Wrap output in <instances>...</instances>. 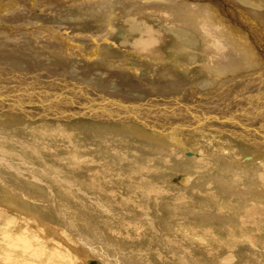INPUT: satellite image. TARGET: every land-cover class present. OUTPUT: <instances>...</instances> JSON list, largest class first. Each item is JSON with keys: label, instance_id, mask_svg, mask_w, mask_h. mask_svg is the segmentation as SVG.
I'll return each instance as SVG.
<instances>
[{"label": "rangeland", "instance_id": "obj_1", "mask_svg": "<svg viewBox=\"0 0 264 264\" xmlns=\"http://www.w3.org/2000/svg\"><path fill=\"white\" fill-rule=\"evenodd\" d=\"M53 1H0V3L3 2L0 6V63L6 64V68L11 70L12 76H14L11 79H15L17 75L14 70L16 67V70L25 72L21 74L24 77H30L29 75L32 74L33 78L39 79L37 80L38 84L39 82H42L43 86L48 84L49 88L55 78L67 79L69 83L81 78L84 84H95L93 78L95 73L92 72L91 67L108 65L111 60L126 59L114 54V47L112 48L111 45L116 44V41L101 43V41L93 40L91 42V37L89 38L85 33L90 34L92 26L79 27L77 22L82 18L84 20V17H79V8L86 0ZM115 1L121 2V0ZM179 1L186 6L196 3V0ZM197 1L208 11L197 12L196 17L200 18L199 20L202 22L204 18L211 17L214 24L211 30L217 31L214 35L211 32V36L215 39L214 36L218 34V38L223 39L222 37H224L223 41L229 43L221 44L223 45L222 51L228 52L229 65L230 67L231 64L233 65L231 70L235 69L230 72L232 77L224 78L216 73L219 76L215 74V80L219 78L223 81L224 79L225 82H228L224 85H229L242 76L248 81L251 79L254 83H263L264 8L247 4L242 0ZM142 2L148 4V7H152L150 0H142ZM121 5L124 3L121 2ZM83 7L93 8L94 5L86 2ZM116 19L113 20L116 21ZM39 24L48 25L53 29L57 28L55 34L61 37L55 36L56 38H54L51 31L46 33L45 29H39L37 27L40 26ZM77 32H83L84 36H77ZM194 35L197 37L196 34ZM233 35L234 37H232ZM235 37L239 38V43ZM63 42L69 44L71 53L61 54V57L50 48L61 45L68 46ZM95 43L99 45V55L91 57V53L88 54V51H91ZM237 44L241 46L239 47ZM77 46H81L78 48L80 51L75 49ZM226 46L229 49L226 48V50ZM73 47L74 49H72ZM87 49L90 50L87 51ZM194 49L195 52L200 51V44L199 48ZM103 55L105 57H102ZM83 57H86L85 60ZM127 59L137 63L136 59ZM76 62L79 66L82 64L79 68L81 72L73 66V63L77 64ZM17 63L19 64L17 65ZM11 64L15 65L13 69L9 67ZM138 65H141V76L148 78L146 75L149 70L148 64L139 62ZM200 68L199 64H195L189 70L197 73L202 80L203 75L207 73H203ZM36 70H40L37 72L40 73L33 72ZM2 75L3 73L0 74V81H3L0 84L4 83L5 85L6 76L2 78ZM46 75L53 76V79H49ZM86 75L89 76V79L92 78L89 80ZM178 76L185 80L186 90L198 88V83H196L198 79L186 80L183 77L184 73H178ZM10 81L12 80L9 79ZM56 81L58 83L59 80ZM68 82L66 85L69 84ZM59 83L61 82L59 81ZM199 86H201L200 83ZM35 87L33 96L40 98V93H44V90H41L40 85ZM4 89L6 90L2 86L1 90ZM89 91L93 94L90 95L94 96V92L90 89ZM18 95L21 96V100L24 99V95L21 93ZM25 97L31 98V96ZM21 100L18 99L16 105L21 104ZM62 102L61 99L60 104ZM76 108H80V106L76 105ZM26 110H32V108ZM57 120L51 117L45 120H33L24 113H19V115L10 112L0 113V190L4 189L1 184L4 183L13 189L19 188L29 194H36L39 198L38 203L31 204V206L36 208V211L38 210L41 213L40 216L44 218V221L42 220L44 224L38 222V226H36L31 223L33 226L28 227L29 229L24 228L26 225L14 229L13 226H9L8 222L19 212L15 213L5 209L1 203L2 196H0V208L6 211L4 215L0 214V264H3L5 260L3 258L7 252L15 254L18 259L22 260L18 262L19 264H23V262L41 264L47 260L43 258L44 256H40L42 251L45 250L48 253L59 249L67 250L71 260L76 257L82 260L83 258L78 254L86 253L83 242L89 246L93 244L96 249L103 248L101 250L104 252L101 253H104L103 257L106 258L88 255L86 264H107L108 262L111 264H264V221H260L261 223L254 229L247 228L248 236L254 232L252 234L254 238L248 237L246 233L230 231V228L227 227L229 223L225 222L229 215V220L231 219V222L234 220L233 223H230L231 226L239 228L242 221L239 220L242 219L240 217L244 214L247 215L246 213L252 208H260L261 202L257 199L238 200L217 187L208 186L212 181L208 177L210 174L219 176V173L221 175L226 173L233 176L230 169L225 170L221 167L224 166L221 164L222 162L216 161L215 165L208 169L209 164L206 159L211 156L202 152L201 157L192 148L184 149L187 151L182 156L176 153V157L175 155L173 157L165 146L160 145V141L145 142L138 138L136 126L129 127L118 123L115 126L120 127L117 128L114 126L103 127V125L92 123L80 124L79 118H74L70 120L71 122ZM132 129H134V133ZM115 130L121 131L115 132ZM24 141L26 143L22 144ZM198 148L221 151L220 148L211 146V143L204 138ZM245 155L247 153L240 157L243 158ZM235 156L234 154L231 158L239 163L240 161ZM192 157H195L192 162L184 161V159ZM199 160L202 162H198ZM5 162L6 164L7 162L13 163L14 169H4L5 167L2 165H5ZM23 162L24 164H22ZM200 167L204 170L202 171ZM236 168L239 171L237 175L242 181L239 182L240 187L245 184L244 181L248 182L253 178H256L255 181L259 180L264 183V167L252 171L249 167H241L239 163ZM186 178L188 183L184 182ZM22 216L41 220L36 214ZM218 216L219 218H217ZM16 219L18 218L16 217ZM40 226H44L43 228H47L49 231H43ZM20 240L26 241L28 247L32 245L31 248H36L32 250L30 256L23 254L22 250L20 251ZM86 240L90 242L88 243ZM11 244H13V249H11ZM66 252L64 253L66 254ZM66 261L68 262L67 259Z\"/></svg>", "mask_w": 264, "mask_h": 264}, {"label": "bare ground", "instance_id": "obj_2", "mask_svg": "<svg viewBox=\"0 0 264 264\" xmlns=\"http://www.w3.org/2000/svg\"><path fill=\"white\" fill-rule=\"evenodd\" d=\"M54 1L57 2V0ZM61 1L59 2L61 3ZM66 1L67 0H64V2ZM242 1L253 6L257 5V7L259 6L264 8V0ZM86 2L91 5L93 4L94 7H83L85 6ZM121 2L124 3V5H121ZM121 2L115 0H86L85 3L82 4L83 8H79V17H84V20L82 18V20L76 22L79 27L83 26V28H85L90 25L92 26L93 29L91 30V33H85V35H88L89 38L91 37V42L93 40H98V42L101 41V43L107 41L113 43V41H116V44L111 45L112 48L114 47V54L126 59L121 58V61L111 60L110 64L108 65L91 67L92 72L95 73V77H93L95 79V84H84L81 78V81H79V79L72 83H69L67 79L64 80L55 78L53 80L54 83L50 85V88L48 84H45V86L42 85V82H39L38 84L37 80L39 79H37V77L33 78L32 74L29 75L30 77H24L21 74L25 72H23V70H16V67L13 64H11L9 67H12L11 69L15 67L14 70L15 72H17V75L15 79H11V77H14L12 76L11 70L9 71V69L6 68V64L0 63V69H2L0 70V74L3 73L2 78L3 76H6V79L4 78L6 84H0V113L10 112L18 115L19 113H24V115H28L33 120H45L51 117L61 121H70L74 118H79L80 124L92 123L103 125V127H117L115 125L121 123L124 125H128L129 127L136 126L138 138L144 140L145 142L160 141V145L165 146L171 152L168 153L170 155H173V157L174 155L176 157V153L182 156V154L186 153L188 148H192V150L194 149V151L198 152L200 155L202 154V152H205L204 154L207 153L211 156H208L209 158L206 159L207 164H209L208 169L215 165L214 162L218 161V163L222 162L221 164L224 165L221 166L223 167V169L226 170L228 168L233 172V176H229L226 173H223L224 175H221V173H219V176L210 174L208 177L209 179H212V181L208 186H210L211 188L217 187L224 193L233 195L238 200L243 199L251 201V199H257L261 202L262 205L260 206V208H252L249 211L247 210V215L244 214L240 217L242 219L239 220L242 221L240 222L241 226L239 228L231 226L230 223H233L234 220H232L233 222H231V219L229 220V215L228 217H226L225 222L226 224L227 222L229 223L227 227L230 228V231L242 232L244 234L246 233V235L248 236L249 233H247V228L252 227V229H254L261 223L260 221H264V183L260 182L259 180L255 181L256 178H253L249 179L248 182L244 181L245 184L243 183L244 185H241L242 187H240L239 182L242 181L241 179H239V175H237L239 171L236 167L239 166V163L241 167H249V169H251L252 171H257V169L264 167V82L254 83L253 81H251V79L250 81H248L242 76L240 77V79H237V81H232L229 85H224V83H228L227 81L225 82L224 79V82L219 78L215 80V76L218 74L224 78L226 76H231L230 72H232L233 70H231V68H233V65L231 64V67L229 65L228 52L226 53L225 50L222 51L223 45L221 44L226 43L227 39L225 40L226 42H224V37L221 36L223 39L218 38V34L214 36L216 37L215 39L213 38V36H211V32L213 35L217 33L215 29L211 30L212 27H214V24L211 21V17L204 18L203 22L202 20H199L200 18L198 19L196 17L197 12L202 10L208 11V9L198 3L197 0L194 5L187 4V6L179 0H150V3L152 4L150 6L152 7H148V4L143 3L142 0H121ZM2 3H0V6L2 5ZM71 4L72 2L70 3V5ZM115 10L116 13H114ZM56 12L58 14L59 8ZM37 16L39 15L37 14ZM71 18L74 19V17ZM113 19H116V21ZM37 27L39 29H45L46 33L47 31H51V34H53L54 38H56L55 36H57V34L55 33H57V28L53 29L52 27L45 24H41ZM223 28L225 29V27ZM194 34H196L197 37ZM221 34L223 35V33ZM76 35L84 36V33L77 32ZM234 35L232 37H234ZM59 37L61 36H57V38ZM62 38L64 37L62 36ZM236 39L238 42L239 38ZM242 40L243 39H241V41ZM65 44L68 43L66 42ZM199 44L201 50L195 52L196 50L194 48H199ZM81 46H77L75 49L81 48ZM98 46L99 45L95 43V46H92L91 51H88L90 49H87L88 54L91 53V57H93L94 55L95 57L99 55L98 53L100 51V48ZM238 46L240 47L241 45ZM226 48L229 49L227 46L225 47V49ZM50 49L55 51V54L61 57L65 53H71L69 44L68 46H53ZM72 49H74V47ZM48 51L51 52L50 50ZM238 53L240 54L241 52ZM102 57L105 56L103 55ZM127 58L133 60L136 59L135 61H137V63L135 64L130 60L128 61ZM107 62L109 63L108 60ZM139 62L148 64L149 70L147 71V73H145L146 75H148L147 77L149 79L146 78V76L145 78L141 76L142 72L140 68L141 65H138ZM18 64L19 63H17V65ZM74 64L75 63H73V66H75L78 70L79 68H81V62L80 66L78 65V63L76 65ZM195 64H199L201 66L200 70L203 71V73H207L203 75L202 80L200 79V77H198L199 75H197V73L190 72L189 70L190 67ZM19 68L24 67L21 66ZM38 71L40 70H36L33 72L37 73ZM178 73H184L183 77H185L186 80L191 81L193 79H198L196 82L198 83V88H196V90H192V88L186 90V86L184 85L185 80L180 78V76H178ZM13 75L15 74L13 73ZM47 77L49 79H53V76L51 75H48ZM87 78L89 79V76H87ZM91 78L92 77H90V79ZM9 79L12 81L9 82ZM44 79L46 78L44 77ZM56 80H59L61 83H59V81L58 83H56ZM2 81L3 80H1L0 82ZM152 81L154 82L152 83ZM67 82L69 83L68 85H66ZM199 83L201 84V86H199ZM37 85H40L41 90H44V93L42 94L39 91L41 95L40 98H42L41 100H39L40 98H37L35 95L33 96V91L36 88L35 86ZM2 86L6 88V90H1ZM89 89L94 92V96L90 95L92 93L89 91ZM19 93L24 95L25 100H21V96L18 95ZM76 95H78V97H76ZM25 96H31V98L29 99ZM18 99L21 100V104L16 105V101L18 102ZM61 99L63 100V102L60 104ZM26 101L28 102L27 104ZM33 103L35 104L30 105ZM76 105H79L80 108H76ZM28 108H32V110H26ZM11 119L13 120V118ZM125 128L128 129V127L126 126ZM117 131L121 130H115V132ZM132 132L134 133V129H132ZM202 138L208 140L211 143V146L213 145L220 148L221 151H213L208 149L201 150L200 148H198L202 142ZM24 143H26V141L22 142V144ZM245 153H247V155L241 158V155ZM234 154L236 155L235 158H238V161H240L239 163L231 158ZM194 158L195 157L186 158L184 159V161L192 162ZM198 162L202 161L199 160ZM22 164H24V162ZM13 165V163L11 164L7 162L6 164L5 162V165L2 166L5 167L4 169H14ZM194 169L196 170L197 168ZM200 169L202 170L201 167ZM259 176L261 178V174ZM243 178L245 179V177ZM184 182L188 183L189 181L186 178ZM1 184L4 186V189L0 190V196H2L3 200L1 203L3 204V207L12 212L14 211L15 213L19 212L16 213L15 216L12 215L13 217H11L8 222L9 226L11 225L14 229H17L21 228V226L23 225H26V227L24 228L29 229L28 227L32 225L31 223H34L36 226H38V222L44 224L42 222L44 218L40 216L41 213H39L38 210L36 211V208H33L31 206V204L35 205L38 203L39 198L36 194H29L28 192H24L19 188L13 189L12 187L6 186L4 183ZM5 212V210H0L1 215H4ZM30 214H36L39 218H41V220L38 219V221L33 218L30 219L22 216H30ZM16 217L18 219H16ZM217 218H219V216ZM17 224L19 225L17 226ZM47 230L49 231V229L43 228V231ZM252 234H254V232L250 233L248 237L254 238ZM13 241L16 242L15 240ZM89 242L90 241H88V243ZM20 243L21 246L19 249L20 251L22 250L23 254L25 255L30 256V253L32 254V250L36 249L31 248L32 245H29L28 247V244L26 243V241L24 242V240H20ZM83 244L86 247V251L84 250V252L86 253H83V255H81L82 253L78 254L79 256H81V258H83L82 260H79L77 257L71 260L69 253L66 252L67 250L64 251L61 249V251L60 249H56L57 251H51L48 253L45 250H41L42 254H40V256H44L43 258L47 259L44 263L41 264H86V258L89 257L88 255H96L102 257L103 259H106L103 257L104 253H101L104 252L101 250L103 248H99L98 245H96V247H98V249H96L93 244L92 246H89L84 242ZM11 249H13V244H11ZM16 251L18 252V250ZM13 252L15 251L13 250ZM64 252H66V254ZM15 257V254L7 252V255L5 256V258H3L5 259L3 264H19L18 262L22 261ZM66 259L68 260V262L66 261ZM29 263L30 262H28L27 264ZM23 264L26 263L23 262ZM107 264L111 263L108 262Z\"/></svg>", "mask_w": 264, "mask_h": 264}]
</instances>
